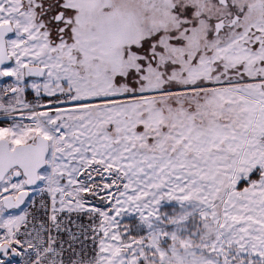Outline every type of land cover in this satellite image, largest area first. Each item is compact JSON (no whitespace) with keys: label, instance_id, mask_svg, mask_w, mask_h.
Masks as SVG:
<instances>
[{"label":"snow or ice","instance_id":"snow-or-ice-1","mask_svg":"<svg viewBox=\"0 0 264 264\" xmlns=\"http://www.w3.org/2000/svg\"><path fill=\"white\" fill-rule=\"evenodd\" d=\"M0 264H264V0H0Z\"/></svg>","mask_w":264,"mask_h":264}]
</instances>
